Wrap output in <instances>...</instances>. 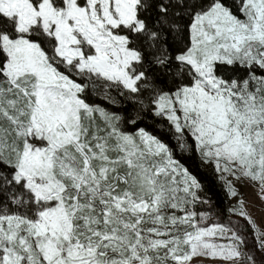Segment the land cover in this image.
Wrapping results in <instances>:
<instances>
[{"label": "snow or ice", "instance_id": "6c2138e0", "mask_svg": "<svg viewBox=\"0 0 264 264\" xmlns=\"http://www.w3.org/2000/svg\"><path fill=\"white\" fill-rule=\"evenodd\" d=\"M234 7L0 0V264H264V0Z\"/></svg>", "mask_w": 264, "mask_h": 264}, {"label": "trees", "instance_id": "16d2710c", "mask_svg": "<svg viewBox=\"0 0 264 264\" xmlns=\"http://www.w3.org/2000/svg\"><path fill=\"white\" fill-rule=\"evenodd\" d=\"M225 3L233 6V11L236 10L234 7V0H225ZM88 102L98 104L101 107L109 108L111 110H118L116 106L111 105L108 101L104 100L99 95H91L89 97ZM159 123H160L159 120H156L154 123L145 121V122H141V124L137 126H144L149 131H152L154 134H157L162 138L167 139L166 133L160 132L159 129L156 128V125ZM193 170L196 172V174L201 179V182L204 184V193H206L208 196L211 197L214 209L217 212H221L222 215L226 214L227 213L226 209L228 206L227 196L223 189L222 184L217 181L216 175L211 171L210 168L206 170H200L197 166Z\"/></svg>", "mask_w": 264, "mask_h": 264}, {"label": "rangeland", "instance_id": "374dc122", "mask_svg": "<svg viewBox=\"0 0 264 264\" xmlns=\"http://www.w3.org/2000/svg\"><path fill=\"white\" fill-rule=\"evenodd\" d=\"M223 186V185H222ZM237 188L239 190V192L243 195L244 201H245V206L248 208V210L251 212L253 218L255 219L256 223L258 225H260L262 228H264V201H261L260 197L257 194V187L254 186L252 183L249 182H245L243 185L241 184H237ZM226 196H227V202H228V206L233 205L236 202V199H239V197L237 198H233L229 195H227V190L223 187ZM197 210H204L207 211L208 209L206 207L201 208V207H197ZM231 216L232 219H238V216H235L233 214H230L229 212H227L226 214H223L221 216V220H226ZM251 231V229L249 228V230L247 232H245V236L249 241V246H251V241H252V237L249 235V232ZM219 261V264H223L222 261H220V258H200L199 259V264H217V262Z\"/></svg>", "mask_w": 264, "mask_h": 264}]
</instances>
